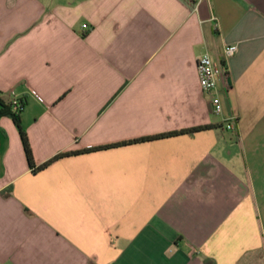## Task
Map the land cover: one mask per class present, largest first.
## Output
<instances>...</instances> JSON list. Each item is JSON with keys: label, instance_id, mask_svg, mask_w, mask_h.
<instances>
[{"label": "crops", "instance_id": "1", "mask_svg": "<svg viewBox=\"0 0 264 264\" xmlns=\"http://www.w3.org/2000/svg\"><path fill=\"white\" fill-rule=\"evenodd\" d=\"M11 90L35 168L83 152L33 169L0 117V264H264V0H0Z\"/></svg>", "mask_w": 264, "mask_h": 264}, {"label": "built area", "instance_id": "2", "mask_svg": "<svg viewBox=\"0 0 264 264\" xmlns=\"http://www.w3.org/2000/svg\"><path fill=\"white\" fill-rule=\"evenodd\" d=\"M237 50L235 44L228 45L223 50V60L216 61L208 53L201 54L196 60V72L200 90L209 95V102L212 113L222 116L223 128L226 131L235 129V114L223 115V104L217 88L219 78L227 77V64L225 60L232 56ZM12 110H17L20 105V98L16 97L14 91L9 92Z\"/></svg>", "mask_w": 264, "mask_h": 264}, {"label": "trees", "instance_id": "3", "mask_svg": "<svg viewBox=\"0 0 264 264\" xmlns=\"http://www.w3.org/2000/svg\"><path fill=\"white\" fill-rule=\"evenodd\" d=\"M23 108H24V102L22 100H20V105L17 108V110H12V104H11L10 100L7 101L4 98H2V96L0 95V117L6 116V117L11 118V120L13 121L15 126L17 127L19 135H20V139L22 142L23 150H24V153H25L29 167H31L33 169H42L56 159H59V158L64 157V156H68L70 154H78V153L83 152L81 150H75V151H69V152H64V153H58L55 156H53L51 159H49L47 162H45V163L41 164L40 166H38L37 168H35L32 152H31V147H30L29 141H28V137H27V134H26V132H25V130L21 124L20 117H19V114L23 110ZM207 128H209V126L192 127V128H188V129H184V130H180V131L168 132V133L158 134V135H154V136H150V137H146V138L135 139V140L128 141L125 143L138 142V141H144V140H150V139H156V138H163V137H168V136H173V135H178V134H191L197 130L207 129ZM110 146L111 145H106L104 147L99 146V147H94L93 149H87L85 151H90V150H94V149H102V148L110 147Z\"/></svg>", "mask_w": 264, "mask_h": 264}]
</instances>
